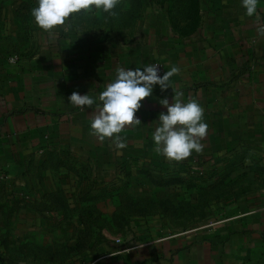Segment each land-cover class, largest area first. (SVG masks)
I'll return each mask as SVG.
<instances>
[{
    "label": "crops",
    "instance_id": "crops-1",
    "mask_svg": "<svg viewBox=\"0 0 264 264\" xmlns=\"http://www.w3.org/2000/svg\"><path fill=\"white\" fill-rule=\"evenodd\" d=\"M202 2L195 31H180L157 14L131 42L111 37L32 60L0 59V171L20 174L30 170L31 160L39 166L48 156L71 154L102 164L131 155L193 166L192 172L216 167L218 174H234L237 192L216 221L185 237L162 238L150 229L143 245L114 255L117 260L137 250V257L165 253L168 264H264V3L257 18L245 15L241 0ZM158 63L165 72L179 67L172 85L182 100L201 104L208 125L203 151L179 162L157 155L151 138L159 113L166 112L159 101L173 100L171 87L161 91L157 85L141 102V124L119 134L123 149L91 132L95 106L82 109L68 101L73 92L98 96L118 67ZM30 171L31 179L36 170Z\"/></svg>",
    "mask_w": 264,
    "mask_h": 264
},
{
    "label": "rangeland",
    "instance_id": "rangeland-1",
    "mask_svg": "<svg viewBox=\"0 0 264 264\" xmlns=\"http://www.w3.org/2000/svg\"><path fill=\"white\" fill-rule=\"evenodd\" d=\"M202 3L120 0L115 16L82 10L46 32L31 16L36 0H0V59L32 60L111 37L131 42L157 14L180 31H195ZM111 159L90 163L91 172L78 166V174L61 170L42 180L33 176L27 181L31 194L15 190L1 170L0 264H126V257L138 264H168L171 257L162 252L149 261L153 253L138 258L134 250L119 260L114 255L143 245L150 229L162 238L185 237L216 221L237 192L233 173L227 183L215 171L199 176L180 165L163 171L168 163L154 166L131 155ZM173 170L186 181L161 185L156 175L169 179Z\"/></svg>",
    "mask_w": 264,
    "mask_h": 264
},
{
    "label": "clouds",
    "instance_id": "clouds-1",
    "mask_svg": "<svg viewBox=\"0 0 264 264\" xmlns=\"http://www.w3.org/2000/svg\"><path fill=\"white\" fill-rule=\"evenodd\" d=\"M264 0H241L248 17H258V5ZM120 0H36V6L31 11L36 25L46 32L63 26L71 14L83 11H96L115 16V9ZM160 65L149 64L143 67L115 70V77L97 95L73 92L68 101L74 107L92 108L96 114L90 123L91 132L101 140L113 139L118 149L126 147L125 141L119 135L126 126L139 125L141 120L136 116L141 108V102L153 94L154 87L161 91L171 87L174 91L170 103L163 98L159 103L166 109L158 115L157 124L152 133L154 151L157 155L175 161L189 158L193 152L201 153L204 145L201 143L207 135L208 125L204 122V108L196 99L182 100V92L176 91L171 78L180 72L179 67L172 66L159 74Z\"/></svg>",
    "mask_w": 264,
    "mask_h": 264
},
{
    "label": "trees",
    "instance_id": "trees-1",
    "mask_svg": "<svg viewBox=\"0 0 264 264\" xmlns=\"http://www.w3.org/2000/svg\"><path fill=\"white\" fill-rule=\"evenodd\" d=\"M10 59V58H9ZM133 159H136V158H133ZM137 160V159H136ZM139 161V160H138ZM93 161L91 159H88V158H84V157H77V156H74V155H65L64 157H58L56 155H52V156H48L46 159L43 160V162L39 165V166H35L34 165V160H31L29 162V166L30 167V170L31 168L32 169H35L36 172H33V176H37L39 178L44 179L46 177V173L48 170H50L52 173H58L60 172L61 170H66L70 173H75V174H78V166H80L83 170H88V171H92V168H90L89 165H91L90 163H92ZM147 162V161H146ZM94 163V162H93ZM228 163V162H227ZM155 165H159V166H162L164 165L162 162L161 164L156 162V163H152ZM171 165H167L166 166H162L161 169L164 171V170H170V167ZM192 167L193 166H185L184 165V168H185V172L187 173H190V174H197V175H207L203 172H192ZM196 167V165H195ZM25 168V167H24ZM149 169V168H148ZM147 169V170H148ZM216 169V167H215ZM215 169H212V172L215 171ZM30 170H23L20 172V174H13L11 171H3L5 173V175L7 177H9V182H10V185L15 189V190H22V191H25V192H29L30 194L32 193L31 192V188L29 187V183H27V181H31L33 178V176L31 177L30 179V174L32 171ZM162 171V172H163ZM172 177H170L169 179H165L163 178L161 175H156V178L159 180V183L163 186H166V185H170L171 183H177V182H185L184 180H182L180 178V176H176V174H178L176 171H171ZM211 170L208 174L212 173ZM216 172V171H215ZM148 173V172H146ZM170 174V175H171ZM218 177H223V181L224 179L226 178V182L229 181L230 182V179L228 180V176L230 173H226V174H218ZM53 195H57L55 193H51ZM50 195V194H49ZM154 255H157L159 256V254H155L153 253L152 256L147 260H151L153 259V256ZM161 258V257H159ZM125 261H126V264H138V263H133L131 262L130 260L127 259V257L125 258ZM142 264H148L147 262L145 263H142Z\"/></svg>",
    "mask_w": 264,
    "mask_h": 264
},
{
    "label": "built area",
    "instance_id": "built-area-1",
    "mask_svg": "<svg viewBox=\"0 0 264 264\" xmlns=\"http://www.w3.org/2000/svg\"><path fill=\"white\" fill-rule=\"evenodd\" d=\"M158 65H160V72H159V74L160 75H163V73L165 72L164 66L162 64H159V63H158Z\"/></svg>",
    "mask_w": 264,
    "mask_h": 264
}]
</instances>
